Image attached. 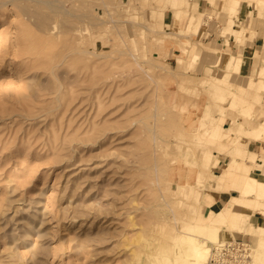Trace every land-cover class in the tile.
<instances>
[{
  "label": "rangeland",
  "instance_id": "374dc122",
  "mask_svg": "<svg viewBox=\"0 0 264 264\" xmlns=\"http://www.w3.org/2000/svg\"><path fill=\"white\" fill-rule=\"evenodd\" d=\"M46 1L30 8L47 11L50 27L64 24L59 39L37 17L29 26L16 8L0 9V264H193L192 247L208 261L237 233L263 264L264 228H245L256 211L206 214L201 197L244 176L236 161L257 159L244 145L219 176L213 153L227 154L244 131L264 134V123L222 126L261 110L264 48L245 89L235 86L241 58L206 60L203 51H219L205 42L221 28L237 38L241 2L264 10V0ZM201 1L215 13H199ZM256 22L264 15L239 32ZM42 40L38 59L28 51Z\"/></svg>",
  "mask_w": 264,
  "mask_h": 264
},
{
  "label": "crops",
  "instance_id": "0c3cea01",
  "mask_svg": "<svg viewBox=\"0 0 264 264\" xmlns=\"http://www.w3.org/2000/svg\"><path fill=\"white\" fill-rule=\"evenodd\" d=\"M259 1H262V0H259ZM198 11H200L199 13L201 14L204 13L205 15H211L215 13V10H213V7L211 5H205L203 1L200 2ZM258 13H260V16H263L264 10H258L253 5H251L249 2L242 1L241 5L238 8L237 13L235 14V24L237 25H235L232 29H234V31H237L238 34H240L241 32L239 31H243L241 23L243 22L247 23V21L250 20L252 15L254 18H257ZM173 17H174L173 13L172 14L166 13L164 20L166 23H171L173 21ZM256 23L257 24L254 25L255 29L249 30L247 28L243 32V35H241L240 39L238 40L237 38H235V36H232V37L222 36L221 34V32L223 31L221 28L222 25H220V28H221L220 31L218 30V32L220 33L218 34L219 37H216L215 33L211 31V34H210L212 37L211 41L207 43L205 42L207 41L205 40L206 39L205 37L201 38V41L205 42L206 44L211 45V48L213 49L217 48V50L219 51L217 55L215 53L203 51L202 57L203 58L206 57V60H209L211 62L216 61V64H217V62L220 61V59H222L225 54H231L234 57L241 58L242 60L241 71L240 73L236 74L234 77L235 81L238 82L235 86L240 87V88H245L247 86L249 79L252 78L253 75H255L254 66H253L252 61L253 59H255V56L257 54H260L262 49L264 48V36H263L264 25L261 23V25L259 26V23L258 22ZM199 41H200L199 38L194 37L192 39V42L199 43ZM208 67L210 68L213 66L209 64ZM223 75L229 76L228 72L227 73L225 72ZM257 80H258V77H256L255 81ZM262 99H263V103H262L261 110L257 111V108H256L252 112L251 118L236 117V115H235L236 118H234V116H226L222 124L223 129L225 131H228L234 128V121H236V124H239V125L242 124L246 130L250 129L249 124L264 123V116L263 117L261 116V113L264 110V93L262 94ZM228 108H229V105L226 107V109ZM232 136L234 137V135ZM246 148L249 154L254 153L257 156V159L255 160L254 163H251L249 160L246 161L247 164L251 167V176L264 183V134L257 139H253V138L247 139ZM213 157H214L213 166L217 162V165L214 166L213 171L219 176H221L225 170L229 169L231 163L233 162V158L225 153H218V152H214ZM240 178L244 179V176H240ZM229 181L232 182L231 179L226 180L225 186L222 190L217 191L215 189H210V190H207L202 195L201 200L205 203L208 202V205H206L205 210H204L206 214L210 212H217L220 209H223V208L225 209L229 207L234 198L242 199V197H240L241 195L240 192L234 188L235 183L233 182L229 183ZM209 185L216 187L215 183L214 184L211 183ZM248 200L250 201V204L245 205L244 207L245 210L249 212L254 211L256 208L255 203H254L255 201L254 197L251 196L249 197ZM245 202H248V201H245ZM249 214H250L249 216L250 218H249V221L245 223L246 224L245 228H249L250 226H253L255 228L259 227L262 224L261 215L252 214V213H249ZM233 237H234L233 240H236V241H247L246 237L244 235H241V233H237Z\"/></svg>",
  "mask_w": 264,
  "mask_h": 264
},
{
  "label": "bare ground",
  "instance_id": "6f19581e",
  "mask_svg": "<svg viewBox=\"0 0 264 264\" xmlns=\"http://www.w3.org/2000/svg\"><path fill=\"white\" fill-rule=\"evenodd\" d=\"M30 3H35V5L37 4V5H39V6H44V5H51L52 6V2H49V1H46V0H0V9H3V10H5V9H7V7L8 6H12V7H14V8H16L18 11H19V13H20V15H21V17H23V19L25 20V21H27L28 23H29V26H30V23H32L33 22V20L35 21V17H37V22H38V24H37V26L39 27V30L41 31V32H43V34L45 35V36H49V37H51V36H55V34H54V32L57 30V36L56 37H58V39H59V37L61 38V35L63 34V32H62V30H61V28H60V26L62 25L61 23H59V24H61V25H59V24H52V26L50 27V25H49V21H50V19H49V15L47 14V11L45 12V10L44 9H39V8H37V10H33V9H31L30 7ZM55 3V2H54ZM257 3H260V2H258L257 1ZM236 4H239L240 5V2L238 1V0H236ZM47 6V7H48ZM59 7V6H58ZM36 8V7H35ZM49 8V7H48ZM52 8V7H51ZM53 9H54V7H53ZM55 10H56V8H55ZM60 11V10H59ZM49 12V11H48ZM51 12V11H50ZM62 12V11H61ZM53 13H54V11H53ZM60 13V12H59ZM57 14V13H56ZM55 14V15H56ZM48 15V16H47ZM65 15V14H64ZM80 17V16H79ZM85 17V16H84ZM74 18V17H73ZM75 19V18H74ZM36 24V23H35ZM64 25V24H63ZM62 25V26H63ZM85 25V24H84ZM69 26V25H68ZM81 26H82V24H81ZM86 26V25H85ZM38 27H35L34 26V28H38ZM70 27V26H69ZM72 27V26H71ZM83 27V26H82ZM74 29H75V33L76 34H78V36L80 35V36H82V35H84L82 32L83 31H86V30H83V28L82 29H80L79 28V26H78V28H75L74 27ZM38 30V29H37ZM38 30V31H39ZM69 30V29H68ZM71 30H73V29H71ZM231 31V30H230ZM233 31V33H235V34H237L238 32H235L234 30H232ZM28 33V32H27ZM40 33V32H39ZM68 33V32H67ZM73 33H74V31H73ZM87 33H88V31H87ZM92 33V32H91ZM21 34H23V33H21ZM20 34V35H21ZM9 35V34H8ZM30 35V34H29ZM92 35H93V33H92ZM92 35H89L90 36V38L91 39H93V37H94V35L92 36ZM241 35H242V33H240V34H238V36H237V38L238 39H240V37H241ZM33 36V35H32ZM32 36H31V38L29 37V39L31 40L32 39ZM37 36V35H36ZM35 36V37H36ZM74 36V35H73ZM92 36V37H91ZM21 37V36H20ZM35 37H33V38H35ZM44 37V36H43ZM83 37V36H82ZM81 37V38H82ZM42 38V37H41ZM45 38V37H44ZM84 39H85V36H84ZM8 41H10L9 39H7ZM21 40H23V39H21ZM29 40V41H30ZM80 40V39H79ZM83 40V39H82ZM32 41V40H31ZM35 41V40H34ZM20 42V41H19ZM18 42V43H19ZM50 42V41H49ZM29 43V42H28ZM38 44L39 45H36L37 46V48H35V49H33L32 48V51L33 52H31V49H29V54L30 53H32L36 58H38L39 59V57L41 56V54H42V52L45 50V46H46V44H47V41H44V40H42V41H40V42H38ZM7 45V44H6ZM5 45V46H6ZM10 45V44H9ZM8 45V46H9ZM246 45V44H245ZM22 47H23V44L21 45ZM30 46V45H29ZM32 47V46H31ZM30 47V48H31ZM22 49V48H21ZM24 49V48H23ZM41 49H44L43 51H41ZM18 50V49H17ZM9 51V50H8ZM91 51V50H90ZM93 51V50H92ZM3 52V51H2ZM7 53V52H6ZM14 53H16V52H14ZM27 53V52H26ZM48 53V52H47ZM74 53V52H73ZM90 53V52H89ZM3 54V53H2ZM9 54V53H8ZM17 54H18V51H17ZM72 54V53H71ZM20 55L21 56H23V55H25V53H23V52H20ZM31 55V54H30ZM89 55V54H88ZM17 56V55H16ZM68 56H70V55H68ZM23 57H25V56H23ZM22 57V58H23ZM43 57V56H42ZM232 58H234L235 59V57L232 55L231 56ZM20 58V57H19ZM45 59V58H44ZM32 60V59H31ZM35 60V59H34ZM34 60H32L31 62H33ZM48 60V59H47ZM65 60V59H64ZM67 60V59H66ZM29 61V60H28ZM240 61V60H239ZM41 62V61H40ZM47 62V61H46ZM45 61L43 62V63H46ZM242 62V61H241ZM50 63V62H49ZM240 63V62H239ZM238 63V65L237 66H239L240 64ZM40 65V64H39ZM47 65V63L45 64V66ZM42 66H44V65H42ZM241 66V65H240ZM240 66L238 67V68H240ZM30 67V66H29ZM32 68H34V66L32 67ZM36 68H37V66H36ZM94 68V67H93ZM24 70V69H23ZM30 70L31 69H29V71L28 70H26V72L28 71V72H30ZM83 70V69H82ZM41 71V70H40ZM27 72V73H28ZM95 72V71H94ZM23 74V73H22ZM40 74V73H39ZM45 75V74H44ZM40 76V75H39ZM92 76V75H91ZM88 84V83H87ZM86 84V85H87ZM60 88V87H59ZM71 90V89H70ZM84 92H86V91H84ZM96 92V91H95ZM37 93H38V91H37ZM16 94V93H15ZM23 94V93H22ZM21 94V95H22ZM32 94V93H31ZM8 96V95H7ZM34 96V95H33ZM46 96V95H45ZM29 97V96H28ZM51 97H53L52 95H51ZM20 98V97H19ZM45 98V97H44ZM59 99V98H58ZM81 101V100H80ZM43 102V101H42ZM40 104H41V102H40ZM75 109V108H74ZM33 111H36V110H33ZM259 132V130H255V131H252V132H247V131H244L243 133H240L239 134V139H238V141H236V143H234L233 144V146H232V148L227 152V154H229V155H231L232 156V158H233V160H235L236 159V157L237 156H239L240 155V152H241V149H242V147L244 146V145H246V140L247 139H252V136H254V135H256L257 133ZM251 141V140H250ZM237 160V159H236ZM238 166H239V171H243L244 172V177H246V178H244V179H241L240 178V176H237L236 177V182H235V186H234V188H237V190L240 192V197H242V199H238V198H234L233 200H232V203H231V205L229 206V207H227V209L229 210V212L231 213V212H234V213H243V212H245L246 210H245V205L246 204H250V201L248 200L249 199V197H256V198H254L255 199V201H254V203H255V206H256V208H255V211H256V213H257V215L259 214V215H261V217H262V224L259 226L260 228H264V200H261V199H257V197H261V198H264V183L263 182H261V181H259V180H257V179H255L254 177H252L251 176V167L250 166H247V165H244L243 163H240V162H238V161H236L235 162ZM240 178V179H239ZM245 199V200H244ZM244 200V201H243ZM245 201H248V202H245ZM227 211V210H226ZM255 213V214H256ZM233 225L235 226V228H237V227H240L238 224H236V223H233L231 226H230V229L231 228H233ZM244 227V226H243ZM259 227H257V228H259ZM235 228H234V230H235ZM239 230H241V229H239ZM238 230V231H239ZM212 232H213V235H212V238H217L219 241H221V231H218V230H215V229H213L212 230ZM192 250H193V252L188 256L189 257V259L191 260L190 262H193V264H205V262L207 261V257H208V250H206L205 248H203V247H195V248H193L192 247ZM256 259H257V262L258 263H263L264 264V253H261V252H258L257 253V255H256Z\"/></svg>",
  "mask_w": 264,
  "mask_h": 264
},
{
  "label": "built area",
  "instance_id": "2783aa9c",
  "mask_svg": "<svg viewBox=\"0 0 264 264\" xmlns=\"http://www.w3.org/2000/svg\"><path fill=\"white\" fill-rule=\"evenodd\" d=\"M207 264H253L252 248L247 241H230L214 246Z\"/></svg>",
  "mask_w": 264,
  "mask_h": 264
}]
</instances>
